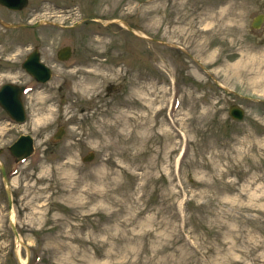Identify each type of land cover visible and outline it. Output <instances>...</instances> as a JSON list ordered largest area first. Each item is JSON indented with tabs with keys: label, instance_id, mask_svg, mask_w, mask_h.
Returning <instances> with one entry per match:
<instances>
[{
	"label": "rangeland",
	"instance_id": "obj_1",
	"mask_svg": "<svg viewBox=\"0 0 264 264\" xmlns=\"http://www.w3.org/2000/svg\"><path fill=\"white\" fill-rule=\"evenodd\" d=\"M23 18L88 23L38 31L45 84L21 67L22 25L0 26V81L33 86L24 123L0 106L19 233L0 168V264H264V0H29ZM21 134L36 150L14 164Z\"/></svg>",
	"mask_w": 264,
	"mask_h": 264
},
{
	"label": "water",
	"instance_id": "obj_2",
	"mask_svg": "<svg viewBox=\"0 0 264 264\" xmlns=\"http://www.w3.org/2000/svg\"><path fill=\"white\" fill-rule=\"evenodd\" d=\"M1 3L12 6L13 1L12 0H0ZM20 3L17 5L18 8H23L26 6L28 0H18ZM259 23H255L254 26H259ZM70 53V48H64L61 51V57H67ZM24 66L32 73H34L37 77L41 75H49V69L45 67L42 63L39 62V54L33 53L30 55L29 59L25 62ZM20 94H21V88H17L13 85L7 84L4 85L0 92V103L9 111V113L16 118L17 120H24L25 119V113L24 109L20 100ZM230 113L238 118L243 117V110L237 106H232ZM62 130H60L56 137L59 138L62 134ZM32 150V140L29 136H22L13 146L10 147V151L15 155H20L24 152L28 154ZM93 156L92 153H90L88 156L85 157V159H89ZM2 170L3 167H2ZM9 199H10V205H11V197L10 192H8ZM14 231L17 234V231L15 229V226L13 224Z\"/></svg>",
	"mask_w": 264,
	"mask_h": 264
},
{
	"label": "flooded vegetation",
	"instance_id": "obj_3",
	"mask_svg": "<svg viewBox=\"0 0 264 264\" xmlns=\"http://www.w3.org/2000/svg\"><path fill=\"white\" fill-rule=\"evenodd\" d=\"M1 7V6H0ZM3 10H5V12H7V13H9V14H18V15H20V18H21V20H19V21H17V23H19V24H22V26H18V27H16V28H19V30L21 31L19 34H18V36L15 38V43H16V46L17 47H21L22 46V43H23V40H24V38H23V30H35L36 28H33V27H24L23 26V22H21V21H23V16H22V12L23 11H14V10H11V9H8V8H6V7H1ZM28 38V40H35L37 37H36V35H30V37L28 36L27 37ZM119 54H120V56H121V58H122V56H124L125 54H126V46L125 47H121L120 48V51H119ZM123 59V58H122ZM2 70V68L0 67V71ZM113 87V86H112ZM112 87L109 85L108 86V90H111L112 89Z\"/></svg>",
	"mask_w": 264,
	"mask_h": 264
},
{
	"label": "bare ground",
	"instance_id": "obj_4",
	"mask_svg": "<svg viewBox=\"0 0 264 264\" xmlns=\"http://www.w3.org/2000/svg\"><path fill=\"white\" fill-rule=\"evenodd\" d=\"M13 216H14V215H13V213H12V215H11V219H12V221H13ZM23 263H24V262H23Z\"/></svg>",
	"mask_w": 264,
	"mask_h": 264
}]
</instances>
